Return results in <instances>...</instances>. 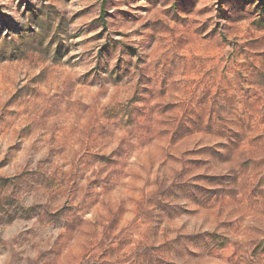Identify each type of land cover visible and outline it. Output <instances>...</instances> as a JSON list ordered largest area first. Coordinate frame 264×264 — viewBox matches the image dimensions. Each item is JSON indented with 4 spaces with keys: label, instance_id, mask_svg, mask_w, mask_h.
I'll use <instances>...</instances> for the list:
<instances>
[{
    "label": "rangeland",
    "instance_id": "1",
    "mask_svg": "<svg viewBox=\"0 0 264 264\" xmlns=\"http://www.w3.org/2000/svg\"><path fill=\"white\" fill-rule=\"evenodd\" d=\"M0 264H264V0H0Z\"/></svg>",
    "mask_w": 264,
    "mask_h": 264
}]
</instances>
